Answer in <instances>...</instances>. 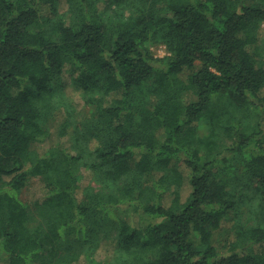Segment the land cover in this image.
Segmentation results:
<instances>
[{
    "label": "trees",
    "instance_id": "16d2710c",
    "mask_svg": "<svg viewBox=\"0 0 264 264\" xmlns=\"http://www.w3.org/2000/svg\"><path fill=\"white\" fill-rule=\"evenodd\" d=\"M0 264H264V0H0Z\"/></svg>",
    "mask_w": 264,
    "mask_h": 264
},
{
    "label": "rangeland",
    "instance_id": "374dc122",
    "mask_svg": "<svg viewBox=\"0 0 264 264\" xmlns=\"http://www.w3.org/2000/svg\"><path fill=\"white\" fill-rule=\"evenodd\" d=\"M152 50L154 51L155 55L158 57H163L166 54L165 46L161 45V44L152 46ZM35 187L36 186H32L31 188H29L30 193H32L33 191L37 192L38 187H36V189H35ZM27 188H25L20 193V198L26 202H30V195L27 193ZM231 215H233L232 217L236 216L235 213H232ZM245 217H246V215H245ZM220 237L222 238L223 236L221 235Z\"/></svg>",
    "mask_w": 264,
    "mask_h": 264
}]
</instances>
